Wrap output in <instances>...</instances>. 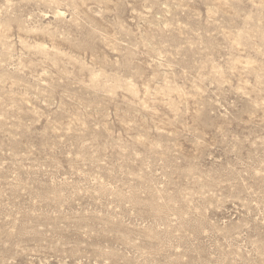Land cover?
<instances>
[{"label": "rangeland", "instance_id": "1", "mask_svg": "<svg viewBox=\"0 0 264 264\" xmlns=\"http://www.w3.org/2000/svg\"><path fill=\"white\" fill-rule=\"evenodd\" d=\"M0 264H264V0H0Z\"/></svg>", "mask_w": 264, "mask_h": 264}]
</instances>
